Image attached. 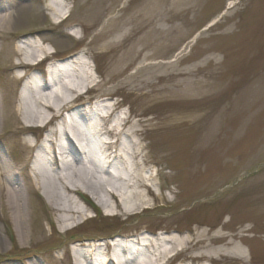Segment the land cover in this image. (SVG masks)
Instances as JSON below:
<instances>
[{"label": "rangeland", "instance_id": "1", "mask_svg": "<svg viewBox=\"0 0 264 264\" xmlns=\"http://www.w3.org/2000/svg\"><path fill=\"white\" fill-rule=\"evenodd\" d=\"M47 1L0 0V11L13 10L23 23L0 30V264H76V257L85 264L76 252L112 264L109 252L121 254L115 240L144 236L179 239L162 245L176 255L163 264H264V0H64L69 16L59 25ZM36 38L56 53L18 78L12 64L32 51L13 48ZM138 40L145 47L133 46ZM67 59L86 62L91 88L46 128L23 134L20 108L36 106L33 91ZM79 67L65 70L72 81ZM103 103L114 105L109 121L125 114V131L140 123L135 137L108 136L126 147L140 143L136 161L155 192L145 191L140 209L112 217L76 197L87 221L60 230L71 222L62 225V213L40 199L44 169L36 167L44 161L56 171L79 158L60 130L64 121L68 129L85 125L96 145L105 141L98 128L109 122L92 114ZM52 130L53 143L39 144ZM82 181L68 182L79 189ZM65 186H55L61 208L76 209ZM10 197L20 199L15 210Z\"/></svg>", "mask_w": 264, "mask_h": 264}, {"label": "bare ground", "instance_id": "2", "mask_svg": "<svg viewBox=\"0 0 264 264\" xmlns=\"http://www.w3.org/2000/svg\"><path fill=\"white\" fill-rule=\"evenodd\" d=\"M47 9L50 11V16L55 24H61L68 19V9L64 4V0H48ZM14 15L13 10L8 9L0 11V30L9 32L13 26L23 24L22 22H16L14 20ZM120 33L121 31L117 35H120ZM102 37H105V34ZM139 43H142L145 47V42L140 40H138L133 46H136ZM22 47L30 48L32 56L25 57L24 60H22V63H17L15 65L12 64V69L15 70L18 78L24 77L22 75L23 70L28 66L37 65L38 63L53 57L56 53L54 49L46 46L45 41L41 38H36L34 41L32 40V42H22L18 44L13 48L14 52L16 54H21L24 50ZM130 51L131 57H129V63H132L134 49L132 48ZM79 60L80 59H78V61ZM77 63H79L78 65L80 67ZM76 67H79V72L75 76L76 78L74 77L75 81H72L69 79L72 75L69 73L66 74L65 70ZM53 70L55 72H53ZM49 72L50 77L51 75L52 77L48 78L46 83L39 80L40 84L43 83L42 87L37 84L44 90H42V92H36V90L33 91L34 97L36 98V106L20 108V118L24 124V128H22L23 134L28 131L27 127L46 128L50 121L54 120L52 118L53 114L54 117H56V114H60L66 106L78 97L85 95L91 88V77L84 60L77 62V59H67L65 62H58L57 65L49 68ZM55 74H58L57 77H59V83L53 85L51 83L53 75L55 76ZM59 87L64 91L60 92L58 90ZM67 91H70L71 94L67 95ZM24 95L26 96V91H24L23 94L21 93L22 97H25ZM103 107L105 108V111H101ZM113 107V104L105 105V103H103L101 105H95V109H92V114L94 116L98 115L101 121L109 122L108 128H103L102 126L98 128V134L100 136L107 134L105 136V141H101L96 145L94 141H91L90 132L87 130L86 133L85 130H83V125H77L68 129L67 127L69 124L64 121L60 130L64 135L66 134V138L74 148L78 146L79 149H83V152L80 153L79 150L75 148L78 152L79 158L77 157L78 159L71 160V162L75 161L73 163L64 161L62 168L61 166H56V171L49 170L44 161L39 162L40 168L38 166L36 167L37 170H41V168L44 169L40 181L38 180L37 182L39 192L43 199L50 207L62 213L60 215V220H58L62 225L63 223L71 222V225L62 226L60 227V230H65L67 227L75 226L76 224L78 225L86 220L85 218L87 217V214L80 202H78V199H84L80 194L81 192L90 197L94 203L102 209L105 216L118 215L117 210L119 208L124 214L138 210L145 205V191L148 195H151V192H155V190L152 189L150 179L145 176V167L140 160L136 161L141 158L140 143L136 140L131 141V145H127L128 147H126L120 143V139L114 141L109 139L108 134L110 133H113L116 138L123 136L126 138L135 137L137 132L136 128L140 125L139 123L135 129L132 127V129L125 131L124 123L126 121V116L123 113L116 116L113 121H109ZM33 108L34 110H32ZM140 116H143V114ZM3 118L4 115L0 111V128L3 125ZM30 118L36 120H31ZM103 129L106 130L105 134H102ZM52 134L53 130L52 132H48L43 138L45 145L53 143ZM59 142L62 143L63 141L59 140ZM26 144L30 148L34 147L31 138L26 139ZM117 144L119 147L118 150L113 151L112 148ZM12 169V167L6 166L5 170L7 176H12ZM59 171L61 173H59ZM74 176H78L83 180L79 189H72L68 182L69 179ZM59 180L66 184L65 192L67 194L71 193L74 197V202L77 204L76 209L69 208L65 210L64 208H61L62 203L59 195L60 193L55 187ZM133 188L140 189V191L134 192L132 191ZM76 197L78 199H76ZM19 200L18 197L15 199L10 197L7 200V205L15 210L17 209L16 206L20 203ZM130 204H132V208L129 206ZM175 239L176 238L167 239L164 237L150 239L144 236L137 240V242L141 243L139 244V249H131L127 246L129 244L115 245L121 248L123 254L121 255L117 252L114 253V258L112 257L113 259H111L110 262L115 264H163L165 260L176 255L175 253L168 254L167 251L161 250V247L168 242L173 243ZM175 242H179V239ZM75 254H78V256L82 255L79 257H82L86 264H96L94 261L90 262L91 260L85 256L87 254L85 252L83 253L84 255L79 252H76ZM75 261L76 264H82L78 261L77 257L75 258ZM98 264L104 263L98 262Z\"/></svg>", "mask_w": 264, "mask_h": 264}]
</instances>
